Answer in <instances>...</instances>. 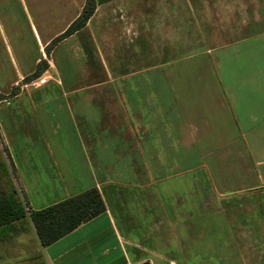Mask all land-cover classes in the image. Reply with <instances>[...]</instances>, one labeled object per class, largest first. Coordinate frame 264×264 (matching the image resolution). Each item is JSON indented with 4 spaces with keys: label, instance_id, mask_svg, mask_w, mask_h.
I'll use <instances>...</instances> for the list:
<instances>
[{
    "label": "crops",
    "instance_id": "0c3cea01",
    "mask_svg": "<svg viewBox=\"0 0 264 264\" xmlns=\"http://www.w3.org/2000/svg\"><path fill=\"white\" fill-rule=\"evenodd\" d=\"M179 10V24L167 22V113L155 114V78L125 77L123 59L105 62L101 51L100 65H73L21 98L33 143L9 152L29 206L90 186L104 202L46 245L31 225L26 246L39 260L28 264H264V141L253 138L264 135V0H179ZM157 151H167V180L177 177L167 208L154 210L146 185L159 178ZM245 192L261 204L220 206ZM206 215L218 217L212 226Z\"/></svg>",
    "mask_w": 264,
    "mask_h": 264
},
{
    "label": "rangeland",
    "instance_id": "374dc122",
    "mask_svg": "<svg viewBox=\"0 0 264 264\" xmlns=\"http://www.w3.org/2000/svg\"><path fill=\"white\" fill-rule=\"evenodd\" d=\"M84 1L27 0L28 7L22 8L21 0H0V193L11 185L18 198L28 206L10 152L19 154L13 146L19 140H24L25 143L31 140L30 136L23 135L26 130L21 128V124L27 118L20 108L21 98L27 96L34 86L51 79L69 77L68 70L73 65L79 68L88 65L87 69H92L89 65H100L101 51L105 62L112 63L116 57L123 59L125 74L127 69H134L136 71L133 75L138 74L142 80L155 78L157 85H160L156 89L155 114L159 117L164 109L167 113V22L179 24V0H105L95 5L86 23L53 41L79 14ZM39 59H43L40 61V66L43 67L41 72L29 77ZM76 75V79L91 80L94 79L95 72L89 77L84 73ZM256 135L254 139L264 141V135ZM34 152L40 153L37 150ZM154 154L155 162H152L151 168L159 178L146 186L154 192L156 201H153L151 208L156 210L160 205L167 208V186H173L177 176L172 174L167 180V151H157ZM39 155L42 158V154ZM257 155L263 156V153H253L254 157ZM135 169L133 167L130 170L141 173L146 170L142 167ZM118 170L125 174V169ZM260 172L264 176V166L260 168ZM244 186H251L253 191L260 188L252 183ZM42 189L43 186H40L39 192ZM138 191L144 190L140 188ZM245 193L248 194L237 193L235 201H220L219 204L236 208L261 204L259 198H256L257 193ZM43 195L49 196L46 191H43ZM32 196L35 197L36 193L33 192ZM217 218L215 215L204 216L208 226H212ZM31 225L26 214L11 224L0 227V264H6L7 261L10 264L13 260V264H28L31 260H39L36 249L29 250L30 256L27 254L29 251L26 245L33 246L34 241ZM155 264L160 263L155 261Z\"/></svg>",
    "mask_w": 264,
    "mask_h": 264
},
{
    "label": "trees",
    "instance_id": "16d2710c",
    "mask_svg": "<svg viewBox=\"0 0 264 264\" xmlns=\"http://www.w3.org/2000/svg\"><path fill=\"white\" fill-rule=\"evenodd\" d=\"M105 0H85L79 12L52 40H57L73 29L81 26L92 14L95 5ZM39 59L33 71L28 75H38L42 66ZM28 77V78H29ZM104 210V202L96 186H90L77 193L61 198L41 208L32 209L24 204L15 194L13 186L0 193V227L11 224L14 220L28 214L37 238L42 245H46L64 233L68 232L80 222Z\"/></svg>",
    "mask_w": 264,
    "mask_h": 264
},
{
    "label": "water",
    "instance_id": "95a60500",
    "mask_svg": "<svg viewBox=\"0 0 264 264\" xmlns=\"http://www.w3.org/2000/svg\"><path fill=\"white\" fill-rule=\"evenodd\" d=\"M136 264H149V262H148V261H146V260H144V261H141V262H139V263H136Z\"/></svg>",
    "mask_w": 264,
    "mask_h": 264
}]
</instances>
